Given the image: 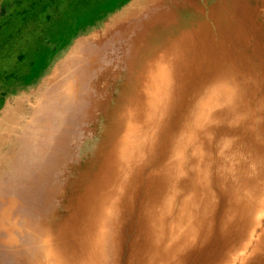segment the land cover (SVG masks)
<instances>
[{"label":"rangeland","instance_id":"1","mask_svg":"<svg viewBox=\"0 0 264 264\" xmlns=\"http://www.w3.org/2000/svg\"><path fill=\"white\" fill-rule=\"evenodd\" d=\"M159 64L172 101L98 238L129 165L125 139L149 124ZM223 88L231 102L197 131L201 99ZM191 135L176 203L212 193L207 218L191 202L167 209L176 147ZM248 151L261 168L245 187ZM262 164L264 0H0V264H264ZM185 219L197 220L192 238Z\"/></svg>","mask_w":264,"mask_h":264},{"label":"bare ground","instance_id":"2","mask_svg":"<svg viewBox=\"0 0 264 264\" xmlns=\"http://www.w3.org/2000/svg\"><path fill=\"white\" fill-rule=\"evenodd\" d=\"M68 62V61H67ZM158 72H159V74H160V76L161 77H163L162 79H161V81L159 82V87H157V90L155 89L154 91H153V93L149 96V104H148V107L152 110L148 115H150L149 116V124L147 125L146 124V130H144V132H141L140 131V129H135L134 130V132H136V133H139V136H138V138H136V136L134 135V139L133 138H131L130 137V134H129V137H127L125 140V146H126V148H127V150L128 151H124V159H123V162H127L129 165H128V167L127 168H125V165L122 163L121 164V168L122 169H120L119 170V173H122L121 174V178H124L123 179V182H122V184H121V186H120V188H119V192H118V194H117V196H116V199L115 200H113V202H112V205H111V209H112V212H111V214H108V213H106L107 211H108V209L106 210V212H104V218H103V221H101V223H100V226H99V231H94L95 229H92L90 232H91V234H96V235H98L97 237L98 238H100L102 235H104V232H105V230H106V228L108 227L107 225L111 222V220H112V218H110L109 217V215L111 216V217H113V214H114V212L116 213V209H117V205L119 204V202H120V198H122V195H123V192L127 189V185H128V183H129V181L131 180V177H130V174H132V170L134 171L135 170V168L137 167V166H139L140 165V161L141 160H143V157H144V155H146L147 154V152H146V150H144L143 149V146L142 145H144V144H148V143H151V142H153V141H156V137H155V135H157V133L158 132H160L159 131V129L161 128V124H162V120H163V118L164 117H166V115H167V112H168V108H169V105H170V103H171V101H172V86H171V80H172V78L170 79V70L169 69H167V67H162V66H160V64L158 65ZM162 68V69H161ZM217 91H219V92H221L220 94H218L217 95ZM230 91L229 90H226L225 88H223V89H220V90H216L215 91V94L213 95L212 94V96L210 97V98H202L201 99V101H200V103H201V106H200V109L198 110V116H197V119H196V122H195V128H196V130L197 131H200L201 133H203L204 131H205V129H207V123L205 122V119H206V115H210V113H212V109H214V107H215V105H222V104H229V102H231V97H230ZM216 109V108H215ZM213 114V113H212ZM154 115H155V117L157 116V115H159V116H162L161 117V120H159V121H157V122H154V120L153 121H150L151 120V117L153 116L154 117ZM208 121H209V119H208ZM207 121V122H208ZM60 124V123H59ZM150 124H152L151 126H150ZM143 126V125H142ZM150 127V128H149ZM144 128V127H143ZM132 132H133V130H132ZM205 132H207V131H205ZM140 133H142L141 135H140ZM208 133H209V131H208ZM201 135V134H200ZM154 137V138H153ZM195 138V136L194 135H191V136H188V139L186 140V139H184L183 141H181V143L180 144H178V146L176 147V151H175V156H176V162L174 163V165H172V166H174V171H173V179L172 180H174V183L173 184H171V186H172V189H173V191H172V196H170V198H169V201H170V199L172 200L171 201V204L170 205H168V208L167 209H169L170 208V210L172 209V211H178L179 210V212L180 213H183V211H186L187 210V208H188V205H189V203L191 202V204H193L194 206H192V207H194V209H195V213H197V216H202L201 215V211H204V217L205 218H207V217H209L210 216V213H209V205L206 203L207 202V199H209V198H211L212 197V193L211 194H208V196L207 197H205V201H198L197 202V200H196V197H193L190 201H188V199H186V200H184V202H183V204L184 205H182L180 208L178 207V205H177V203L176 202H178V198H179V195H180V193H182L181 192V187H182V185H183V183H182V177H184V175H185V173H186V166H187V158H188V150H189V148H190V146H191V144L193 143V141L195 140L194 139ZM124 150V149H123ZM232 151H228V152H226L225 151V155H227V157H228V161H229V163L231 162V161H233V154L231 153ZM253 152V154L250 152V151H248V153L246 154V155H249V157H248V159H245V162L246 163H248V165H249V161L248 160H250V161H252L251 162V166H252V164H253V162H254V169L252 168H249V167H240V168H242V170H241V172L243 173L242 175H246L247 177H242L241 179L242 180H245V182H244V186L246 187L248 184H247V181H250V182H252V185H255L254 184V181H257V173H258V171H259V169L261 168L260 166H259V164H258V162H260V160L261 159H259V155L257 154V152L255 153L254 151H252ZM221 154V153H220ZM223 155V154H222ZM254 156V157H253ZM193 157V156H192ZM198 157L199 158H201L202 157V153L200 152V154L198 155ZM179 158V159H178ZM221 158V157H220ZM223 158V157H222ZM236 158V157H235ZM189 159V158H188ZM227 160V159H226ZM169 161V160H168ZM195 161V160H194ZM203 162V160H200V159H198L197 160V163H198V166H199V168L201 169V167H202V163ZM234 162V161H233ZM196 163V162H195ZM126 164V163H125ZM225 164V163H224ZM223 164V165H224ZM241 165H243L244 163L242 162V163H240ZM193 165V164H192ZM226 165V164H225ZM240 165V166H241ZM250 166V167H251ZM262 166H264L263 164H262ZM176 167V168H175ZM229 167V166H228ZM235 167V166H234ZM166 168V167H165ZM164 168V169H165ZM164 169H163V172H164ZM191 170V169H190ZM227 171V170H226ZM166 172H167V170H166ZM190 172V171H189ZM195 172V171H194ZM169 173V172H168ZM200 173V172H199ZM193 174V173H192ZM197 174V173H196ZM169 175V174H168ZM195 175V174H194ZM237 175V174H236ZM125 176V177H124ZM192 176V175H191ZM241 177V176H240ZM190 178V177H189ZM195 179H196V177H194ZM227 178L229 179V180H233L234 178H235V171H231V174L230 175H227ZM162 179V178H161ZM164 179V178H163ZM192 179V178H191ZM190 179V180H191ZM196 181V180H195ZM169 182V181H168ZM173 182V181H172ZM197 182V181H196ZM237 182V181H236ZM238 183V182H237ZM249 183V182H248ZM196 184V183H195ZM191 186L193 187V184H191ZM198 186V185H197ZM196 186V187H197ZM239 186H243L242 184H240ZM197 189V188H196ZM170 190H171V188H170ZM170 190H169V192H170ZM242 194L243 193H241L240 195L242 196ZM169 196V195H168ZM214 198V197H213ZM167 201H168V199H167ZM169 201H168V203H169ZM209 201V200H208ZM210 201H212L211 199H210ZM117 203V205H114V204H116ZM163 203V202H162ZM161 203V204H162ZM174 203H176V205L177 206H174ZM160 204V203H159ZM237 202L236 203H234L233 205H235V206H233V208L234 209H236L237 210V212H238V210H239V204H237ZM104 207H106V206H104ZM178 208V209H177ZM233 208L232 209H230L228 212H227V217L230 215V213H232L233 215H234V210H233ZM153 209V208H152ZM162 210H164V209H162ZM110 211V210H109ZM108 211V212H109ZM154 212V214H155V212H157L156 210L155 211H152V213ZM236 212V213H237ZM150 213V212H149ZM158 213L160 214V212L158 211ZM168 212H166V214H167ZM108 214V215H107ZM184 214V213H183ZM151 215V214H150ZM168 215V214H167ZM175 215V214H174ZM232 215V216H233ZM158 216V215H157ZM156 216V217H157ZM166 216V215H165ZM170 216V215H169ZM164 217V216H163ZM227 217L225 218V222H227ZM188 218V217H187ZM148 219V218H147ZM157 219V218H156ZM166 220V219H165ZM181 220V219H180ZM182 220H183V218H182ZM210 220V219H209ZM209 220H207V222L209 221ZM157 221V220H156ZM161 221V220H160ZM185 221H187V222H185ZM177 222H181V223H179V224H177L176 223V225H177V227L176 228H178V229H180V227H178L179 225H181L182 224V221H179V220H177ZM190 222H192V221H190L189 219H185L184 220V224H187L188 226H185V228H184V233L185 234H187L186 235V237L188 238V236H190V238H192V235H193V230H194V228L196 227L195 225L196 224H198V223H196L197 222V220H195L193 223H190ZM195 223V224H194ZM153 225V224H152ZM172 225V224H171ZM169 226V225H168ZM200 226V225H199ZM154 229V228H153ZM157 230V229H156ZM160 230V229H159ZM153 231V230H152ZM168 232H169V229H168ZM158 233V232H157ZM95 235V236H96ZM160 236H162V235H160ZM181 237H184L185 238V235L184 236H182V235H180V234H176L175 236H174V240L176 241V242H178L180 239H181ZM106 240V239H105ZM104 239L102 240L103 242L105 241ZM100 243V240L99 241H97V244H99ZM102 244V243H101ZM104 244V243H103ZM156 244L158 245V247H157V250H158V256L160 257V255H161V252H159V249H160V247H161V245H162V238H160V237H158V240H157V242H156ZM169 246V245H168ZM100 247V246H99ZM172 248H174V241L172 242V246H171ZM101 249L102 248H104V247H100ZM92 249V251H91V253L92 254H94V251H95V248L94 247H92L91 248ZM156 249V248H155ZM152 251V250H151ZM105 252H106V250H105ZM100 253H102V251L100 252ZM153 253H154V251H153ZM155 254V253H154ZM107 255V254H106ZM152 255V254H151ZM102 256H105V255H102ZM155 256V255H154ZM92 257V256H91ZM154 258V257H153ZM89 259V258H88ZM91 259H95L96 260V258L95 257H92ZM90 259V260H91ZM104 259V258H103ZM97 261V260H96ZM91 262V261H90ZM94 263V262H93ZM100 264V263H99ZM107 264V263H106Z\"/></svg>","mask_w":264,"mask_h":264},{"label":"water","instance_id":"3","mask_svg":"<svg viewBox=\"0 0 264 264\" xmlns=\"http://www.w3.org/2000/svg\"><path fill=\"white\" fill-rule=\"evenodd\" d=\"M37 143V142H36ZM37 145H38V143H37ZM35 143H34V145H33V141H32V144H31V146H32V151H36L37 149H36V146H37Z\"/></svg>","mask_w":264,"mask_h":264}]
</instances>
